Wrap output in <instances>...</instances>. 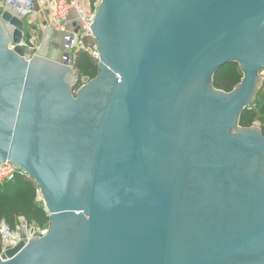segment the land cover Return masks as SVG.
I'll return each mask as SVG.
<instances>
[{"label": "water", "instance_id": "obj_1", "mask_svg": "<svg viewBox=\"0 0 264 264\" xmlns=\"http://www.w3.org/2000/svg\"><path fill=\"white\" fill-rule=\"evenodd\" d=\"M26 27L1 10L0 164L51 222L0 264H264V134L240 125L264 84V0H102L98 76L76 92L46 45L10 48ZM233 62L241 83L215 88Z\"/></svg>", "mask_w": 264, "mask_h": 264}, {"label": "built area", "instance_id": "obj_2", "mask_svg": "<svg viewBox=\"0 0 264 264\" xmlns=\"http://www.w3.org/2000/svg\"><path fill=\"white\" fill-rule=\"evenodd\" d=\"M98 5L99 0H0L1 10L10 7L27 21L30 20V23L39 14H46L48 16L47 25L55 26L63 36L62 63L73 69L74 57L79 51L88 53L98 65L101 62V52L90 29L96 20ZM71 12L75 14L73 19L69 17ZM33 37L35 36L30 32L29 35H24L19 45H11L10 48L20 50L21 55L26 60H30L35 56L40 46L37 37ZM18 175L27 176L10 162L0 164V185L13 181ZM37 195L38 200L44 203L39 188ZM47 233L48 229L39 228L24 219H20L15 229L6 222L0 221V242L2 245L0 258L8 249L15 248L21 242L41 238Z\"/></svg>", "mask_w": 264, "mask_h": 264}, {"label": "trees", "instance_id": "obj_3", "mask_svg": "<svg viewBox=\"0 0 264 264\" xmlns=\"http://www.w3.org/2000/svg\"><path fill=\"white\" fill-rule=\"evenodd\" d=\"M74 70L80 78L75 87L77 91L84 85V80L89 82L98 76L99 65L88 53L79 51L74 57ZM242 79L243 72L240 65L233 62L216 73L214 86L229 93L241 83ZM257 117V112L251 106L242 114L240 125L244 128L256 126ZM37 190L36 182L24 175H18L13 181L0 185V221L6 222L15 229L20 219H24L39 228L49 229L51 218L44 203L38 200ZM0 248H2L1 242Z\"/></svg>", "mask_w": 264, "mask_h": 264}, {"label": "crops", "instance_id": "obj_4", "mask_svg": "<svg viewBox=\"0 0 264 264\" xmlns=\"http://www.w3.org/2000/svg\"><path fill=\"white\" fill-rule=\"evenodd\" d=\"M69 17L73 19L75 17L74 12L69 14ZM48 16L44 13L39 14L34 18L33 22L30 23L28 29H26L24 35H29L30 32L33 33V36L37 37L39 42V49L47 46L48 51L51 52L53 56H60L62 58L63 51V36L57 30L55 26L49 27L47 25ZM33 30V31H31ZM33 37V38H35ZM55 51V52H53ZM261 77L264 79V73L261 74ZM253 109L257 112V125L256 127L264 130V84L261 90L258 92V101L252 106Z\"/></svg>", "mask_w": 264, "mask_h": 264}, {"label": "rangeland", "instance_id": "obj_5", "mask_svg": "<svg viewBox=\"0 0 264 264\" xmlns=\"http://www.w3.org/2000/svg\"><path fill=\"white\" fill-rule=\"evenodd\" d=\"M29 26H30V20L27 21V27H26V28L28 29ZM53 52H55V51H53ZM31 57H32V56H31ZM84 82H85L84 84H87L88 81L84 80ZM48 230H49V229H48ZM1 246H2V245H1ZM1 252H2V248H0V253H1Z\"/></svg>", "mask_w": 264, "mask_h": 264}, {"label": "flooded vegetation", "instance_id": "obj_6", "mask_svg": "<svg viewBox=\"0 0 264 264\" xmlns=\"http://www.w3.org/2000/svg\"><path fill=\"white\" fill-rule=\"evenodd\" d=\"M101 5H102V0H99L98 10L100 9ZM84 83H85V82H84ZM87 83H88V82H87ZM84 85H85V84H84ZM74 90H75V89H74ZM77 91H78V90H77ZM75 92H76V90H75ZM225 149H228V148H225ZM221 150L225 151L223 147H221Z\"/></svg>", "mask_w": 264, "mask_h": 264}]
</instances>
